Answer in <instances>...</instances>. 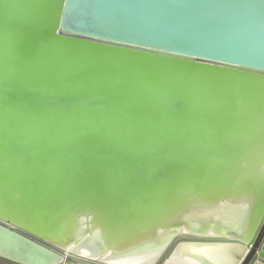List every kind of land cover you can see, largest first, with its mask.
Here are the masks:
<instances>
[{"label": "water", "instance_id": "1", "mask_svg": "<svg viewBox=\"0 0 264 264\" xmlns=\"http://www.w3.org/2000/svg\"><path fill=\"white\" fill-rule=\"evenodd\" d=\"M0 223L82 264H264V0H0Z\"/></svg>", "mask_w": 264, "mask_h": 264}, {"label": "bare ground", "instance_id": "2", "mask_svg": "<svg viewBox=\"0 0 264 264\" xmlns=\"http://www.w3.org/2000/svg\"><path fill=\"white\" fill-rule=\"evenodd\" d=\"M0 257L19 264H58L63 257L48 250L22 233L0 223ZM128 264H135L128 262ZM136 264H150V259ZM165 264H194L193 260L178 252Z\"/></svg>", "mask_w": 264, "mask_h": 264}, {"label": "rangeland", "instance_id": "3", "mask_svg": "<svg viewBox=\"0 0 264 264\" xmlns=\"http://www.w3.org/2000/svg\"><path fill=\"white\" fill-rule=\"evenodd\" d=\"M0 264H18V263H14V262H11L9 260L0 258ZM58 264H82V263H80L79 261L68 259V258L64 257L63 261L58 263Z\"/></svg>", "mask_w": 264, "mask_h": 264}, {"label": "flooded vegetation", "instance_id": "4", "mask_svg": "<svg viewBox=\"0 0 264 264\" xmlns=\"http://www.w3.org/2000/svg\"><path fill=\"white\" fill-rule=\"evenodd\" d=\"M255 260H256V257L253 256V258L251 259V261L249 262V264H252Z\"/></svg>", "mask_w": 264, "mask_h": 264}]
</instances>
